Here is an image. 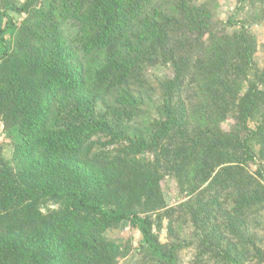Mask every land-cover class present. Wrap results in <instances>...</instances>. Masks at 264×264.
Here are the masks:
<instances>
[{
	"label": "trees",
	"instance_id": "1",
	"mask_svg": "<svg viewBox=\"0 0 264 264\" xmlns=\"http://www.w3.org/2000/svg\"><path fill=\"white\" fill-rule=\"evenodd\" d=\"M198 1L2 0L0 126L20 140L19 170L0 162V264H114L120 246L104 234L127 222L156 264H177L182 246L161 243L142 217L167 207V175L202 229L195 264L264 262L245 229L264 210V182L248 170L251 139L264 160L258 44L246 24L203 23ZM11 13L32 21L20 45ZM146 63L173 75L151 86ZM157 90L160 117L150 122ZM229 117L231 132L222 128ZM145 152L154 161L140 160Z\"/></svg>",
	"mask_w": 264,
	"mask_h": 264
},
{
	"label": "rangeland",
	"instance_id": "2",
	"mask_svg": "<svg viewBox=\"0 0 264 264\" xmlns=\"http://www.w3.org/2000/svg\"><path fill=\"white\" fill-rule=\"evenodd\" d=\"M18 1L24 2L25 0ZM2 5L3 2L0 0V8H2ZM196 5L204 11L203 23L211 24L218 30L227 29L232 32L239 30L242 24L248 26L249 32L258 44L255 63L259 71L264 74V0H199ZM11 16L18 26V33L13 41L15 45H20L25 35H27L32 21L27 19V16L14 13H11ZM231 21L237 22L238 26L236 25L232 28L229 25ZM5 23L6 20L0 17V27L5 26ZM172 73L173 70L170 66L161 64L150 65V63H146L141 76L149 85L157 87L162 81L172 76ZM249 80L255 82L254 71H250ZM190 86L191 84L188 85V87ZM193 87L192 85V88H188L186 94H190V90ZM261 88L264 89V84ZM134 90L138 91L135 88ZM151 100H153V103L146 104L152 112L150 122L160 117L159 105L162 100L160 91H155ZM198 100L196 99L195 101L198 102ZM100 109L102 111L105 110L102 106H100ZM235 124L236 121L233 117H229L222 124V128L227 132H231ZM249 126L252 129H256L258 121H250ZM19 140L20 137H18L15 131L11 130L7 132L3 125L0 126V162L5 160L16 170H19V168L16 166L13 155L14 146ZM103 141L109 142L107 139ZM249 145L254 150L255 159L253 161L250 160L248 170L254 178L264 182V160L260 157V144L256 139H251ZM117 147L114 145L110 148ZM155 157L154 152H145L139 159L149 163L154 161ZM161 186L167 207L156 213H149L147 215L141 213L142 217L151 216L155 222L154 233L161 243L170 247L172 245L182 246L178 252L176 251L177 264H195L198 258L202 229L196 226L193 215L188 210L189 208H184V204L190 198L187 197L185 190L181 188L178 180L174 176L172 177V175H167L162 180ZM199 194L200 191L196 192L191 199L193 203H196V207L200 203V201L197 202L200 200L198 198ZM209 197L210 195H207L205 198L201 196L200 198L209 199ZM234 198L233 195H229L222 199V204L225 206L227 212L228 210L231 211ZM23 215L24 213L21 212L20 216ZM247 222V228L245 229L248 239L252 240L256 248L264 253V210L255 216H250ZM211 224L216 225L217 223L213 220ZM104 236L106 241L115 242L120 246V254L114 264H156V260L150 251L147 250L148 246L145 245L141 232L137 228L132 227L129 222L108 230ZM258 260L259 257L253 256L250 262L252 264H264V262L259 263Z\"/></svg>",
	"mask_w": 264,
	"mask_h": 264
}]
</instances>
